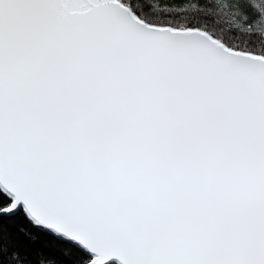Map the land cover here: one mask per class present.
Returning a JSON list of instances; mask_svg holds the SVG:
<instances>
[{"label":"snow or ice","instance_id":"1","mask_svg":"<svg viewBox=\"0 0 264 264\" xmlns=\"http://www.w3.org/2000/svg\"><path fill=\"white\" fill-rule=\"evenodd\" d=\"M0 264H264V0H0Z\"/></svg>","mask_w":264,"mask_h":264},{"label":"trees","instance_id":"2","mask_svg":"<svg viewBox=\"0 0 264 264\" xmlns=\"http://www.w3.org/2000/svg\"><path fill=\"white\" fill-rule=\"evenodd\" d=\"M54 244V241L51 240V238L47 237H40V239L37 241L35 245L30 246V251L32 253H35L37 251H43L44 253H52L53 252V247L52 245ZM35 255H33V259H35Z\"/></svg>","mask_w":264,"mask_h":264}]
</instances>
